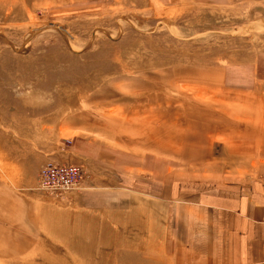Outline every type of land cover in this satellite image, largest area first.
<instances>
[{
    "label": "rangeland",
    "instance_id": "rangeland-1",
    "mask_svg": "<svg viewBox=\"0 0 264 264\" xmlns=\"http://www.w3.org/2000/svg\"><path fill=\"white\" fill-rule=\"evenodd\" d=\"M262 178L264 0H0V264H171L178 183Z\"/></svg>",
    "mask_w": 264,
    "mask_h": 264
},
{
    "label": "crops",
    "instance_id": "crops-1",
    "mask_svg": "<svg viewBox=\"0 0 264 264\" xmlns=\"http://www.w3.org/2000/svg\"><path fill=\"white\" fill-rule=\"evenodd\" d=\"M178 184L208 186L167 199L171 264H264V178Z\"/></svg>",
    "mask_w": 264,
    "mask_h": 264
},
{
    "label": "built area",
    "instance_id": "built-area-1",
    "mask_svg": "<svg viewBox=\"0 0 264 264\" xmlns=\"http://www.w3.org/2000/svg\"><path fill=\"white\" fill-rule=\"evenodd\" d=\"M82 171L76 166H57L48 164L39 174L40 184L48 188L60 189L68 184L81 183Z\"/></svg>",
    "mask_w": 264,
    "mask_h": 264
}]
</instances>
